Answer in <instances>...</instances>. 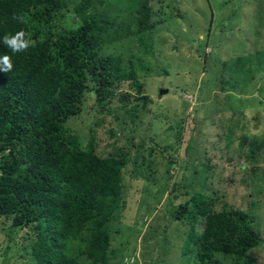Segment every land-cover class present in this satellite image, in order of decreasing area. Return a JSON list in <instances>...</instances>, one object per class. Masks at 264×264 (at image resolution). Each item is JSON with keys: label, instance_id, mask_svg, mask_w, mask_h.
I'll return each mask as SVG.
<instances>
[{"label": "rangeland", "instance_id": "374dc122", "mask_svg": "<svg viewBox=\"0 0 264 264\" xmlns=\"http://www.w3.org/2000/svg\"><path fill=\"white\" fill-rule=\"evenodd\" d=\"M63 2L51 32L80 24L71 11L79 0ZM126 3L93 1L86 11L112 21L100 25L114 37L118 24L133 32L135 6ZM147 5L148 50L131 33L103 42L104 52L130 58L139 92L121 80L100 102L87 75L79 111L64 122L82 149L126 161L108 222L107 264H234L223 253L200 263L185 250L187 225L173 215L195 192L211 196L215 211L226 202L253 216L261 240L248 252L250 264H264V0ZM250 140L263 141L254 160ZM203 227L197 218L195 232ZM33 239L0 216V264H31Z\"/></svg>", "mask_w": 264, "mask_h": 264}, {"label": "trees", "instance_id": "16d2710c", "mask_svg": "<svg viewBox=\"0 0 264 264\" xmlns=\"http://www.w3.org/2000/svg\"><path fill=\"white\" fill-rule=\"evenodd\" d=\"M93 1L101 3L79 0L72 7L79 26L51 32L66 7L63 0H0V56L10 55L13 64L10 72L0 71V216L9 218L11 227L32 232L31 264L108 260V222L121 196L126 161L82 149L64 122L79 111L87 75L96 82L93 90L100 102L121 80H129L139 92L130 58L124 62L121 55L104 52L103 42L131 33L148 50L143 36L150 10L147 0H127L126 6H135L134 33L118 24L113 37L100 25L112 21L86 11ZM16 15L25 22L14 19ZM21 30L32 46L13 54L3 36ZM262 145L248 141L251 160ZM215 202L195 192L178 203L173 217L187 225L185 250L196 252L200 263L223 253L232 255L234 264H250L248 252L261 240L253 216L226 202L215 211ZM197 218H204L201 233L194 230Z\"/></svg>", "mask_w": 264, "mask_h": 264}, {"label": "clouds", "instance_id": "9594fccd", "mask_svg": "<svg viewBox=\"0 0 264 264\" xmlns=\"http://www.w3.org/2000/svg\"><path fill=\"white\" fill-rule=\"evenodd\" d=\"M20 23H24V17L22 15H16L13 17ZM26 33L21 30L16 32L14 35L5 34L3 36V44L7 48L11 49L13 54L26 52L29 47L32 46L30 39L26 38ZM13 68L12 58L8 54L0 56V71L10 72Z\"/></svg>", "mask_w": 264, "mask_h": 264}, {"label": "water", "instance_id": "95a60500", "mask_svg": "<svg viewBox=\"0 0 264 264\" xmlns=\"http://www.w3.org/2000/svg\"><path fill=\"white\" fill-rule=\"evenodd\" d=\"M165 91H166V89H159L158 95H160L161 93H164Z\"/></svg>", "mask_w": 264, "mask_h": 264}]
</instances>
